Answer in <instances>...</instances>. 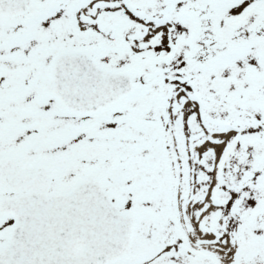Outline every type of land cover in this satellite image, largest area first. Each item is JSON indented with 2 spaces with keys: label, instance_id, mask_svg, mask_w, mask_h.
Instances as JSON below:
<instances>
[{
  "label": "snow or ice",
  "instance_id": "6c2138e0",
  "mask_svg": "<svg viewBox=\"0 0 264 264\" xmlns=\"http://www.w3.org/2000/svg\"><path fill=\"white\" fill-rule=\"evenodd\" d=\"M0 264H264V0H0Z\"/></svg>",
  "mask_w": 264,
  "mask_h": 264
}]
</instances>
